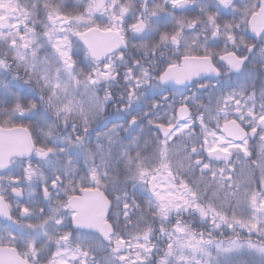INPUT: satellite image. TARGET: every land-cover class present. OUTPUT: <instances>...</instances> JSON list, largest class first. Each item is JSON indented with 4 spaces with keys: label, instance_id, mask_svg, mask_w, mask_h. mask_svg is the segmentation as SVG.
<instances>
[{
    "label": "snow or ice",
    "instance_id": "6c2138e0",
    "mask_svg": "<svg viewBox=\"0 0 264 264\" xmlns=\"http://www.w3.org/2000/svg\"><path fill=\"white\" fill-rule=\"evenodd\" d=\"M0 264H264V0H0Z\"/></svg>",
    "mask_w": 264,
    "mask_h": 264
},
{
    "label": "trees",
    "instance_id": "16d2710c",
    "mask_svg": "<svg viewBox=\"0 0 264 264\" xmlns=\"http://www.w3.org/2000/svg\"><path fill=\"white\" fill-rule=\"evenodd\" d=\"M230 235V234H229ZM217 238H220V237H217ZM252 239H253V237H252Z\"/></svg>",
    "mask_w": 264,
    "mask_h": 264
}]
</instances>
